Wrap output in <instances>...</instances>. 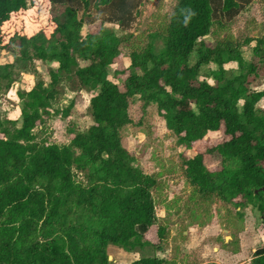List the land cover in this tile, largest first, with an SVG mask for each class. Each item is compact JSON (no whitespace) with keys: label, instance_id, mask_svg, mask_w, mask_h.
Listing matches in <instances>:
<instances>
[{"label":"trees","instance_id":"16d2710c","mask_svg":"<svg viewBox=\"0 0 264 264\" xmlns=\"http://www.w3.org/2000/svg\"><path fill=\"white\" fill-rule=\"evenodd\" d=\"M45 1L58 11L49 20L50 31L16 29L6 38L4 25L32 9L35 0H0V50H15L23 60L57 62L50 83L39 81L19 93V125L0 118V264H109L108 244L144 246L151 226L163 235L152 197L157 180L135 165L121 142L135 98L143 109L155 105L184 150L222 130L223 140L206 150L219 158V168L210 170L202 152L182 155L185 177L198 194L218 199L236 214L246 205L257 206L264 237V108L258 106L264 87H252L264 69V36L254 38L249 60L229 40L214 45L202 40L252 0H175L161 46L149 42L134 48L130 64L113 71L115 78L128 71L123 90L108 78L123 40L104 31L103 24L129 30L146 0ZM84 25L99 28L82 36ZM228 62L236 69H226ZM210 63L212 82L201 79ZM6 68L0 64V80L8 78ZM71 73L95 91L89 99L92 124L84 131L70 129L66 144L37 142L33 130L44 123L58 84ZM130 264L168 261L144 256ZM248 264H264V243Z\"/></svg>","mask_w":264,"mask_h":264},{"label":"rangeland","instance_id":"374dc122","mask_svg":"<svg viewBox=\"0 0 264 264\" xmlns=\"http://www.w3.org/2000/svg\"><path fill=\"white\" fill-rule=\"evenodd\" d=\"M174 3L175 0H146L129 30H122L113 23L103 24L104 31L123 40L122 55L116 64L109 66L108 75L121 90L122 79L128 71L119 78L113 76V71L116 67L130 64L128 54L134 48H142L149 42L161 46L160 36L164 34L167 17ZM57 12H53L45 0H35L32 9L15 15L4 25V35L7 38L16 29L27 34L41 27L50 31L49 20ZM98 28V25H84L81 34L85 36L87 32ZM258 36H264V0H252L233 19L225 21L222 26L214 25L202 40L207 45L229 40L234 45H240L243 57L249 60L254 38ZM247 39L253 41L243 45ZM0 64L7 66L9 74L8 78L0 80V118L15 120L16 125H19L22 105L19 93L30 90L39 81L50 83V72L57 67V62L23 60L19 53L9 49L0 50ZM224 67L235 70L236 64L228 62ZM212 68L214 64L206 65L202 69L201 79L212 82L208 76ZM252 87L257 90L264 87V69L256 75ZM94 92L80 85L73 73L63 77L57 86V95L48 107L44 123L33 130L35 140L66 144L70 139V129L86 130L92 124L89 99ZM258 106L264 108V100ZM130 117L131 123L121 129V142L135 157V165L157 180L152 197L157 225L162 226L164 232L159 236L157 226H151L145 234L148 243L134 249L108 244L106 251L111 256L109 264H130L144 256L164 258L168 264H248L253 250L264 243L258 230L263 226L258 207L252 206V214L242 207L239 215L218 199L198 194L185 177L181 161L182 155L192 156L202 152L205 165L210 170L218 169L219 158L208 154L206 150L223 140L222 130L207 133L204 141L196 143L190 150H184L177 145V137L166 128L155 105L143 109L140 100L135 98L131 102ZM74 172L77 178L81 177L79 172ZM231 240L232 244L225 246ZM234 249L237 251L233 253ZM237 253L239 255L234 256Z\"/></svg>","mask_w":264,"mask_h":264},{"label":"crops","instance_id":"0c3cea01","mask_svg":"<svg viewBox=\"0 0 264 264\" xmlns=\"http://www.w3.org/2000/svg\"><path fill=\"white\" fill-rule=\"evenodd\" d=\"M247 206H249V205H246V206H244L243 208H245V211H247V213L252 214L254 209H252V206H250V207H247ZM241 209H242V208H241ZM258 230H259V229H258ZM259 234L261 235L260 230H259ZM261 237L264 238L262 235H261ZM254 250H255V249H254ZM254 250H253V251H254ZM238 255H239L238 253H237V254H234V256H238Z\"/></svg>","mask_w":264,"mask_h":264},{"label":"water","instance_id":"95a60500","mask_svg":"<svg viewBox=\"0 0 264 264\" xmlns=\"http://www.w3.org/2000/svg\"><path fill=\"white\" fill-rule=\"evenodd\" d=\"M111 259V256L110 255H108V260H110Z\"/></svg>","mask_w":264,"mask_h":264}]
</instances>
